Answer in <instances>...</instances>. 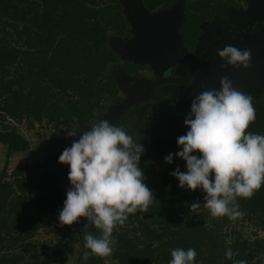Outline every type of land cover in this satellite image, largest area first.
Instances as JSON below:
<instances>
[{
	"label": "trees",
	"instance_id": "1",
	"mask_svg": "<svg viewBox=\"0 0 264 264\" xmlns=\"http://www.w3.org/2000/svg\"><path fill=\"white\" fill-rule=\"evenodd\" d=\"M177 0H142L145 7H170ZM236 0H186L189 23L224 12ZM129 23L119 0H0V144L6 156L29 149L18 125L74 132L91 124L105 100L116 93L108 72L118 54L108 46L109 33L121 34ZM256 118L247 131L264 135V96L253 98ZM42 135L43 132H37ZM182 149L180 148L179 151ZM177 151V152H179ZM153 141L139 167L154 202L147 212L129 214L113 231L111 264H169L171 250L193 248L196 264H264V185L251 199L238 198L242 217L213 218L203 207L205 193L179 187L170 175L186 164ZM199 157V153H193ZM66 199L59 175L45 162L0 171V264H53L73 251L79 238L58 216ZM193 202L201 207L191 209ZM81 226L91 234L86 219ZM52 226L46 243L36 235ZM249 228L245 235L243 228ZM95 236L101 232L93 227ZM237 255L231 260L225 252ZM51 254H49V253ZM87 253V255H86ZM86 247L77 264H85ZM93 256L91 264H104Z\"/></svg>",
	"mask_w": 264,
	"mask_h": 264
},
{
	"label": "clouds",
	"instance_id": "2",
	"mask_svg": "<svg viewBox=\"0 0 264 264\" xmlns=\"http://www.w3.org/2000/svg\"><path fill=\"white\" fill-rule=\"evenodd\" d=\"M217 56L221 69L254 67L250 49L227 45ZM255 118L253 97L233 87L228 76L220 78L218 90L197 95L184 118L188 131L178 137L182 150L175 156L185 162L187 170L177 168L170 175L180 188L202 190L206 194L203 207L213 218L242 217L238 198L251 199L264 185V135L247 131ZM88 128L59 156L58 162L69 166L70 187L58 220L61 226L70 227L86 219V226L99 229L101 235L86 233L85 247L95 256L108 257L116 243L114 229L123 226L129 214L147 212L154 194L139 167L143 146L107 120ZM164 160L171 164L173 154ZM190 207L195 210L201 205L193 202ZM196 255L193 248H175L169 264H196ZM235 255L231 248L225 252L229 260ZM233 264L246 261L234 260Z\"/></svg>",
	"mask_w": 264,
	"mask_h": 264
},
{
	"label": "flooded vegetation",
	"instance_id": "3",
	"mask_svg": "<svg viewBox=\"0 0 264 264\" xmlns=\"http://www.w3.org/2000/svg\"><path fill=\"white\" fill-rule=\"evenodd\" d=\"M251 3V0H236L224 12L213 13L196 24L189 23L184 7L175 40L171 43L173 47L169 45L150 64L129 57L131 49L121 47L118 60L108 67L111 70L114 66L119 72L117 91L105 100L104 109L98 110L96 116L107 111L108 103H116V109L106 120L132 135L143 146L142 155L148 152L153 141L165 143L169 152L174 150L175 155L180 149L176 146L178 137L188 131L184 118L190 112L192 100L205 90H218L222 76H228L233 87L246 94L250 92L254 99L263 97L264 54L257 56V51L252 52L254 67L248 70L228 66L221 69L222 62L217 56V51L227 45L244 50L249 49L250 44L256 45L257 35L262 33L264 38V7L256 12ZM145 8L149 13H157L167 7ZM113 35L122 43L135 37L130 25L121 34ZM173 49L176 53L170 63L167 60ZM55 154L56 151L51 157Z\"/></svg>",
	"mask_w": 264,
	"mask_h": 264
},
{
	"label": "rangeland",
	"instance_id": "4",
	"mask_svg": "<svg viewBox=\"0 0 264 264\" xmlns=\"http://www.w3.org/2000/svg\"><path fill=\"white\" fill-rule=\"evenodd\" d=\"M121 4H124L126 6L129 5L132 8L131 13H134L138 10H145V7L142 3V0H119ZM186 0H178L174 4L175 7V13L174 18L178 14H182V9L185 7ZM166 9V8H164ZM163 10V9H160ZM129 12L128 10H126ZM148 11V10H147ZM149 12V11H148ZM138 26H146V24L149 22L147 21V18H143V15H138V18L135 20ZM109 46H116L119 50H121V47H125L123 43L120 41V39L113 35V33H109V40H108ZM121 48V49H120ZM131 54H134L135 56L139 54V49L137 47H133L131 49ZM176 53V49L172 50L170 58H168V62L171 63L172 56ZM155 58L156 56H151ZM114 69L108 68V72L114 77H117L119 75V72L117 71L116 67L113 66ZM115 71V72H114ZM118 78V77H117ZM196 97V96H195ZM194 97V98H195ZM110 102V100H109ZM107 111L105 113H98V121L100 120H106L107 116L111 114L113 110L116 108L115 105H110L108 103ZM188 107H190V104H188ZM89 125H77L74 129V132L67 133L65 131H57L50 127L47 128H38L34 130L27 129L23 124L18 125L19 131L26 137V139L29 141V149L24 152H18L13 153L9 157L6 156V152L4 149V146L0 144V171L4 166H6L7 171L10 172L13 168L17 166L24 165L26 163H37V162H45L49 166H51L56 172H58L59 175V182L62 184L64 189L67 191L70 187V183L68 180V173H69V167L62 165L58 162L59 158L56 160L58 155H61V150L63 151L65 148H70L72 143L74 141H77L81 135V133L85 130H89ZM43 132L42 135H39L37 132ZM173 146V143H170ZM177 146V143H176ZM58 150V151H57ZM56 151V154L54 158L51 157V154ZM171 154L174 155V150H171ZM80 221L70 227H72L74 233L79 238V241L74 245L73 251L69 254H67L64 257L59 258H53V264H77L78 260L81 256V254L84 251L85 248V235L86 231L83 226H81ZM243 233L245 235H248L250 232L249 228H243ZM56 230L52 227H46V228H40L38 230V233L36 235V238L46 244L54 235ZM49 253V252H48ZM50 254V253H49ZM51 255V254H50ZM104 264H111L110 256L105 257Z\"/></svg>",
	"mask_w": 264,
	"mask_h": 264
},
{
	"label": "water",
	"instance_id": "5",
	"mask_svg": "<svg viewBox=\"0 0 264 264\" xmlns=\"http://www.w3.org/2000/svg\"><path fill=\"white\" fill-rule=\"evenodd\" d=\"M251 7L252 9H255L256 12H258L262 7H264V0H251ZM122 5V12L129 23V25L132 27V31L135 34V37H132L128 41H125L123 45L128 47L129 49H132L133 47H137L139 49V54L134 55L131 54V52H128L129 57L134 56L136 59L140 60L142 63L143 62H148L149 64L152 63L153 57L151 56H156L161 54L166 48L168 49V46L173 47V43L175 40V33L177 30V25L180 21L181 18V13L178 14L174 18V13H175V7L176 5L173 3L170 7H167L166 9L160 10L157 13H149L147 9H140L134 13H131V10L133 7L129 6L126 4ZM128 10L129 12H127ZM252 12V11H251ZM143 15V18H147V21H149L146 26H138L135 21L138 18V15ZM255 39V46L250 44L248 48L251 50V53L254 51H257V56L260 54H264V38L261 36L257 35ZM109 40V37H108ZM108 43V41H107ZM109 46V43H108ZM112 50H114L116 53H120L121 50H119L116 46H109ZM150 60V61H149ZM256 70H258L256 68ZM114 81L117 83L118 78L113 77ZM250 79V82H252ZM247 83V78L246 81ZM119 83V82H118ZM248 85V83H247ZM259 85L256 83V86ZM255 86V87H256ZM251 95V93H248ZM126 104V103H124ZM98 117V116H97ZM91 123V124H81V125H89L91 127L94 123L98 121V118ZM89 230L90 233L94 234L93 227L89 225ZM94 254L90 252L85 264H91V260L93 258Z\"/></svg>",
	"mask_w": 264,
	"mask_h": 264
}]
</instances>
